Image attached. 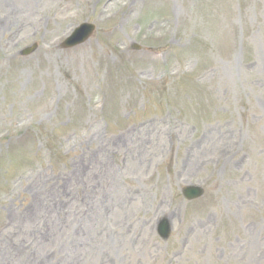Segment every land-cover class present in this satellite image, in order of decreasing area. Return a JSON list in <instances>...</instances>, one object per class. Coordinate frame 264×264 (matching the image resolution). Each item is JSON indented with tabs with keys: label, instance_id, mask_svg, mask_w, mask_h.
<instances>
[{
	"label": "rangeland",
	"instance_id": "1",
	"mask_svg": "<svg viewBox=\"0 0 264 264\" xmlns=\"http://www.w3.org/2000/svg\"><path fill=\"white\" fill-rule=\"evenodd\" d=\"M10 1L0 264H264V0Z\"/></svg>",
	"mask_w": 264,
	"mask_h": 264
},
{
	"label": "bare ground",
	"instance_id": "2",
	"mask_svg": "<svg viewBox=\"0 0 264 264\" xmlns=\"http://www.w3.org/2000/svg\"><path fill=\"white\" fill-rule=\"evenodd\" d=\"M30 2H35V1H30ZM25 5H28L26 3V1H24L23 3L19 4V3H15L14 1H10V0H0V18L3 19V24L7 25V23H13L14 20L17 18L18 16V12H20V9L22 7H24ZM36 211L33 212L31 215L32 217L36 216ZM53 237V235H51L49 239H51ZM15 246H13L12 248H14ZM21 250L20 249H16V254H20ZM19 256V255H18ZM21 260V259H20ZM24 261H27V259L25 258L21 263L24 264Z\"/></svg>",
	"mask_w": 264,
	"mask_h": 264
},
{
	"label": "water",
	"instance_id": "3",
	"mask_svg": "<svg viewBox=\"0 0 264 264\" xmlns=\"http://www.w3.org/2000/svg\"><path fill=\"white\" fill-rule=\"evenodd\" d=\"M89 32H90V28L85 30L83 35H85ZM185 191L188 192L191 196L196 194V191L193 188H187ZM160 232H162L163 236H165V237L168 235V230H167V226H166L165 222H162L161 227H160Z\"/></svg>",
	"mask_w": 264,
	"mask_h": 264
}]
</instances>
